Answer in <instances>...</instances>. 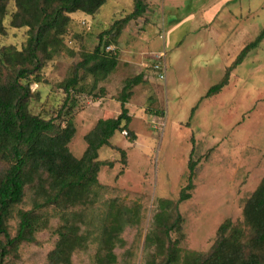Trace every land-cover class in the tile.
<instances>
[{
  "label": "rangeland",
  "instance_id": "374dc122",
  "mask_svg": "<svg viewBox=\"0 0 264 264\" xmlns=\"http://www.w3.org/2000/svg\"><path fill=\"white\" fill-rule=\"evenodd\" d=\"M141 1L146 9L139 18L120 24L116 36L117 29L105 36L110 42L105 52L117 57L106 79L95 84L80 64L97 45L98 35L134 10V0H106L93 16L71 14L57 53L49 60L39 53L40 70L24 81L29 82L30 114L53 119L62 128L72 122L75 134L67 147L79 159L86 149L85 135L98 120L121 113L123 88L142 75L140 83L128 88L125 104L127 131L134 140L126 131L115 132L109 146L98 150L97 161L110 165L99 168L95 204L75 209L82 215L76 224L80 234L91 238L84 250L73 254L72 264L94 263L100 219L113 199L125 207L137 205L140 217L137 227H124L114 249L116 264H158L159 246L149 243L147 235L158 234L156 214L165 212L172 222L176 210L182 217L180 249L205 254L221 223L229 219L242 225L243 205L264 174V38L231 68L264 28V0ZM13 11L10 2L8 13ZM27 34L28 28L7 27L0 48L22 51ZM157 52L163 53V81L150 69V57ZM2 71L11 77V67ZM226 72L227 85L205 98ZM74 75L77 85L67 101L63 87ZM189 159L197 162L194 189L188 201L176 205L186 185ZM7 168L0 159V173ZM37 188V182L26 187L22 203L7 222L10 236L17 229L15 211L41 202ZM43 214L47 228L33 243L12 250L5 264H47L64 220L52 207Z\"/></svg>",
  "mask_w": 264,
  "mask_h": 264
},
{
  "label": "trees",
  "instance_id": "16d2710c",
  "mask_svg": "<svg viewBox=\"0 0 264 264\" xmlns=\"http://www.w3.org/2000/svg\"><path fill=\"white\" fill-rule=\"evenodd\" d=\"M12 2L14 11L9 14ZM106 0H0V36L8 28H28L26 45L22 51L13 47L0 48V159L8 168L0 173V264L20 245L31 244L37 233L47 228L44 211L52 207L64 224L56 230L57 241L48 253L47 264H72V256L86 248L90 234H80L77 224L81 214L75 209L95 204L100 185L97 175L100 166L110 164L97 161L98 150L109 146L115 132L126 131L131 140L134 135L127 131L130 117L125 104L130 97L128 88L142 80L139 74L129 80L123 88L119 102L121 113L116 118L100 119L89 131L84 141L86 149L77 159L68 150V144L75 134L71 121L59 127L53 119L44 120L30 114L28 76L40 70L42 53L45 60L57 53L60 40L69 22L70 15L82 13L93 16ZM141 0H134V10L111 28L98 35V43L90 54L85 55L80 66L94 78V83L104 80L117 66L116 54L106 53L110 42L106 35L139 18L145 12ZM84 22V21H83ZM81 24L82 21H81ZM264 38V28L253 43L245 46L233 62L232 69L239 65L246 54ZM12 68L11 77L4 76L2 68ZM229 70V69H228ZM227 70V71H228ZM228 72L216 85L209 88L205 98L219 93L227 85ZM77 85V76L66 81V100L70 90ZM195 107L191 109L193 114ZM194 149H191L190 155ZM121 153H123L121 151ZM197 162L189 159L186 185L180 190L176 205L188 201L194 189L193 179ZM37 182L35 201L29 210H16L18 219L14 236H10L7 222L14 209L22 203L25 189ZM44 209V210H43ZM176 209V206H175ZM72 210V211H71ZM165 213V212H164ZM163 212L155 215L156 235H147L149 243L159 246L158 264H264V174L258 186L246 199L242 208V225L227 219L216 231L215 240L205 254L183 253L179 247L182 239V217L175 212L172 222ZM140 224L138 206L125 207L114 199L100 219V248L94 255L93 264H116L114 249L120 241L124 227L134 228ZM172 235L175 236L174 239ZM156 236V237H155Z\"/></svg>",
  "mask_w": 264,
  "mask_h": 264
},
{
  "label": "built area",
  "instance_id": "2783aa9c",
  "mask_svg": "<svg viewBox=\"0 0 264 264\" xmlns=\"http://www.w3.org/2000/svg\"><path fill=\"white\" fill-rule=\"evenodd\" d=\"M106 49L109 50L110 47H107ZM150 62H151V66H150L151 71L156 75V78L158 80L163 81L164 73H165L163 53L160 52L153 53L152 56L150 57Z\"/></svg>",
  "mask_w": 264,
  "mask_h": 264
}]
</instances>
